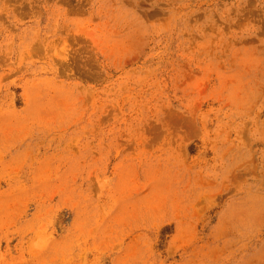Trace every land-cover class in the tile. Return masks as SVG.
<instances>
[{"label": "rangeland", "instance_id": "obj_1", "mask_svg": "<svg viewBox=\"0 0 264 264\" xmlns=\"http://www.w3.org/2000/svg\"><path fill=\"white\" fill-rule=\"evenodd\" d=\"M0 264H264V0H0Z\"/></svg>", "mask_w": 264, "mask_h": 264}]
</instances>
